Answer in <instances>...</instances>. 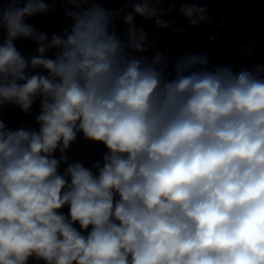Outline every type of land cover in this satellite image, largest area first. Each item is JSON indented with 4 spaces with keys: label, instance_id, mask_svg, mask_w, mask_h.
<instances>
[{
    "label": "clouds",
    "instance_id": "clouds-1",
    "mask_svg": "<svg viewBox=\"0 0 264 264\" xmlns=\"http://www.w3.org/2000/svg\"><path fill=\"white\" fill-rule=\"evenodd\" d=\"M116 2L0 0V113L39 101L38 129L0 119V264H264V63L149 57L137 17L180 34L165 17L208 9ZM57 3L59 33L26 22ZM79 134L107 149L91 167L70 161Z\"/></svg>",
    "mask_w": 264,
    "mask_h": 264
}]
</instances>
